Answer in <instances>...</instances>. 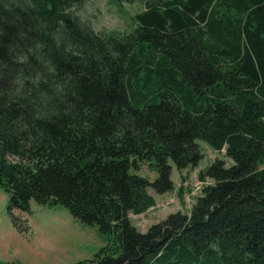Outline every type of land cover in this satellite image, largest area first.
I'll use <instances>...</instances> for the list:
<instances>
[{
    "label": "trees",
    "instance_id": "16d2710c",
    "mask_svg": "<svg viewBox=\"0 0 264 264\" xmlns=\"http://www.w3.org/2000/svg\"><path fill=\"white\" fill-rule=\"evenodd\" d=\"M84 2L0 0L11 217L34 202L95 226L106 246L74 264H264V0H146L124 37L82 22ZM198 141L232 164L215 159L189 213L140 233L129 213L173 190L169 162L198 165Z\"/></svg>",
    "mask_w": 264,
    "mask_h": 264
},
{
    "label": "rangeland",
    "instance_id": "374dc122",
    "mask_svg": "<svg viewBox=\"0 0 264 264\" xmlns=\"http://www.w3.org/2000/svg\"><path fill=\"white\" fill-rule=\"evenodd\" d=\"M146 0H85L74 9V15L97 33L104 36L117 34L124 37L134 31L135 14L144 10ZM203 158L196 167L177 170L172 167L170 179L173 190L158 195L148 189L155 200V206L141 215L129 213L131 224L140 233L164 220L168 215L189 213L203 189L213 183L199 174L215 159H223L226 167L232 161L217 153L203 141H198ZM140 176L153 181L156 174L148 164H141ZM8 196L0 189V263L15 264H74L93 260L98 250L107 244L106 236L95 226L81 224L61 205L44 206L31 202L27 213L12 211L16 224L8 210Z\"/></svg>",
    "mask_w": 264,
    "mask_h": 264
}]
</instances>
